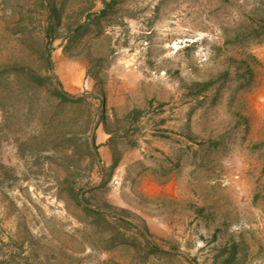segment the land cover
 Segmentation results:
<instances>
[{
    "label": "rangeland",
    "instance_id": "obj_1",
    "mask_svg": "<svg viewBox=\"0 0 264 264\" xmlns=\"http://www.w3.org/2000/svg\"><path fill=\"white\" fill-rule=\"evenodd\" d=\"M0 264H264V0H0Z\"/></svg>",
    "mask_w": 264,
    "mask_h": 264
},
{
    "label": "trees",
    "instance_id": "obj_2",
    "mask_svg": "<svg viewBox=\"0 0 264 264\" xmlns=\"http://www.w3.org/2000/svg\"><path fill=\"white\" fill-rule=\"evenodd\" d=\"M45 61H46V65L49 67L50 65H49V62H48V58L47 57H46ZM11 68H12V70H19V68L15 67V66H13ZM40 80L42 81L43 79H40ZM202 86L205 87V86H207V84H203ZM56 93H57L58 99L61 102L62 101L63 102H69V103H72V104H80V103H83L84 102V100L81 99V98L73 99V98H70V97L66 96L64 93H62L60 91H57Z\"/></svg>",
    "mask_w": 264,
    "mask_h": 264
}]
</instances>
